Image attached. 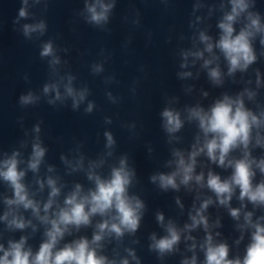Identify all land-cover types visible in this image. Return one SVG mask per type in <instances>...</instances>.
<instances>
[{
    "label": "clouds",
    "instance_id": "9594fccd",
    "mask_svg": "<svg viewBox=\"0 0 264 264\" xmlns=\"http://www.w3.org/2000/svg\"><path fill=\"white\" fill-rule=\"evenodd\" d=\"M48 0H21V7L18 15L13 20L14 30H18L26 41L39 39L48 32V24L45 19L37 18L36 12H30L31 8H38L43 5L41 11L47 10ZM117 0H84V8L80 13L84 22L100 31H108V24ZM231 11L224 14L223 19L218 23L221 31L219 40L213 45L211 37L204 32L200 33V41L206 46L204 51L213 52V48H218L228 64V75H233L237 71L244 72L252 65L257 56L253 43L259 36V42L264 45V23H261L259 12L250 11L255 6V0H229ZM243 19V26L237 32L234 25ZM32 20L31 23L20 22L22 20ZM19 25V29H17ZM67 51V49H64ZM58 49L53 39L43 41L40 45L39 56L41 59L47 58L51 75L55 77L50 82L45 83L42 88L44 96L49 97L48 104L55 105L57 102L64 103L71 100L72 109L79 110L82 104H86L85 113H91L95 107L93 101L88 100L89 89L85 87L77 88L74 85L76 77L71 73L59 74V67L62 63L61 57L57 54ZM198 59L203 58L204 52L197 51L191 53ZM188 53H184L187 57ZM218 59L213 56L205 59L203 67L208 69V76L213 83L219 85L223 82L222 72L219 65L209 67ZM181 67H185L184 64ZM93 74L98 75L104 71L101 63L91 66ZM181 77L189 76L191 73H181ZM259 73H257V84L259 85ZM63 89V91H61ZM109 99H113L109 92ZM206 95V94H205ZM245 95L249 100H254L256 92L245 89L236 97L224 95L222 99L205 110L199 106L188 109L189 121L198 122L199 129L203 133V141L197 137L196 143L192 145V150L187 157L180 150H173L172 161L169 165L175 164V170L171 173H159L150 177L151 182L158 183L162 190H178L180 185L188 186L192 181L201 187L206 186L216 197L220 205L228 206L239 189L238 199L243 202L247 200L254 206H264V180L254 184L256 169L264 175V158L257 160L252 157L249 145L253 141L255 132V145L264 147V137L261 136V129L264 128V111L259 114L246 107ZM40 96L29 90L21 94L18 99L19 105L23 108L35 105L39 102ZM161 116L164 121V128L168 134L178 132L184 121L180 113L165 108ZM109 123L111 121H108ZM40 125L34 126L33 131L40 132ZM107 140V147L111 148L115 141L110 132L104 133ZM24 146V142L21 143ZM236 149L242 150L240 158H229L230 153ZM46 153V148L42 146L39 135L31 144V153L26 161V168L20 165L21 152L13 150L11 155L3 154L0 159V180L11 189L12 195L3 196V204L6 210L0 215V221L6 224L9 231H24L31 227L32 231H37V227L31 219H26L20 212L31 211L32 216L44 225V239L35 252L28 246V236L22 235L19 240H8L7 247L0 243V264H130L127 257L119 259H109L102 254L104 241L115 238L119 241L127 233L134 235L140 227V221L145 208L144 202L135 195L129 194L135 177L133 169L129 168L127 158L122 157L119 166L111 169L107 178H102L93 170L96 165L90 166L87 178L94 183L93 188L84 191L81 184H76L74 188L64 197L63 204L57 203V197L61 194V186L58 184L59 178L49 176L46 180L49 189L48 199L41 203L34 198L35 194L30 192L25 183L28 171L38 173ZM111 154V153H109ZM201 154L221 168H231V175L222 179L220 175L209 171L205 181L204 173L195 174L197 157ZM66 164L69 162L61 157ZM82 166L81 161L73 167ZM51 172L53 169L48 168ZM179 179V183L177 180ZM41 190L45 187V181L37 180ZM179 204V200H177ZM213 203L211 197L205 199L195 214L190 213V224H185L184 229H179L174 222L169 220L164 223V215L157 213L156 220L164 228L165 235L157 238L155 233L151 234L149 250L157 253L159 258L171 254L177 250V245L181 240L182 231H191L199 226H203L206 236L200 245L204 252L203 264H264V216L253 221V213H244V225L250 228V241L246 247L243 257L236 256L229 258V246L226 243L214 242L213 235L209 231V223L204 212ZM55 205V209H54ZM182 207V205H181ZM243 207V204H242ZM230 215L234 219H239L240 208H230ZM43 213V214H42ZM101 217L96 223L91 239L82 236L71 242L64 243L58 247L66 235H71L72 230L79 231L81 227H88L92 224V218ZM218 223V222H217ZM219 235V233H217ZM186 239H193L188 236ZM243 239V236H241ZM239 243V241H237ZM196 247L193 244L190 250ZM128 257L140 264L135 252L131 248H126ZM182 264H197V258L193 255L190 259L185 258Z\"/></svg>",
    "mask_w": 264,
    "mask_h": 264
}]
</instances>
